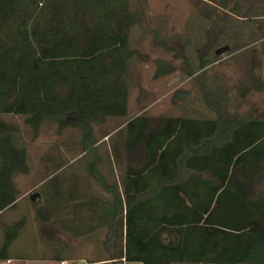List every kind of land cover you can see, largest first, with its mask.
Masks as SVG:
<instances>
[{
	"label": "trees",
	"instance_id": "16d2710c",
	"mask_svg": "<svg viewBox=\"0 0 264 264\" xmlns=\"http://www.w3.org/2000/svg\"><path fill=\"white\" fill-rule=\"evenodd\" d=\"M237 11L231 13L239 16ZM143 21L144 12L130 0H0V214L16 205L15 179L30 171L22 128L10 120L23 119L34 142L52 123L58 135L68 128L80 132L82 155L91 159L88 173L108 195H68L69 204L86 198L70 213L88 212L83 218L95 226L90 233L105 230V261L264 264V116L243 121L229 111L228 95L210 91L219 103L204 98L214 119L153 120L142 113L118 130L108 154H97L95 126L128 116V71L136 55L131 31ZM225 33L212 32L210 42ZM232 41L234 53L238 40ZM216 62L200 57L188 74L198 77ZM174 72L158 63L155 78ZM123 151L128 159L142 151L144 162L126 165L117 176ZM109 162L112 182L102 170ZM75 216L71 224L79 228H64L61 219L73 237L84 223ZM25 223L23 218L5 229L0 260ZM66 250L56 251L55 259L75 261ZM97 263L91 258L83 264Z\"/></svg>",
	"mask_w": 264,
	"mask_h": 264
},
{
	"label": "rangeland",
	"instance_id": "374dc122",
	"mask_svg": "<svg viewBox=\"0 0 264 264\" xmlns=\"http://www.w3.org/2000/svg\"><path fill=\"white\" fill-rule=\"evenodd\" d=\"M130 1L144 12V21L131 31V47L136 51V55L128 71L129 113L126 118L108 119L95 126V136L100 140L96 147L98 156L108 154L113 141L120 136L118 130L128 120L142 113H146L153 120L163 116L214 119V113L206 106L204 98L207 96L216 106L219 103L217 94L209 95L210 91L230 96L231 103L234 104L246 80L252 76L256 55L260 57L259 62L264 70V53L262 54L261 50L259 53L255 52V47L242 50L243 47L253 44L252 36L225 35L224 38L220 36V42L214 40L216 37L210 42V34L215 32L211 30L212 24H219V27L228 25L235 30L251 27V5L235 7L239 14L237 17L242 19L237 20L211 5L218 0ZM232 10L228 11L231 13ZM157 34L160 36V42L156 39ZM232 39L238 40V48L234 53H231L229 47L233 44ZM162 41H165L164 45L159 44ZM203 56L215 58L217 62L205 73L191 78L188 68L197 66L199 58ZM158 63L172 67L175 72L166 77L155 78ZM10 121L18 123L22 128L29 153L30 171L28 175L15 179L21 198L16 206L2 217L0 224L8 221V224L13 226L24 218L25 227L19 233L21 239L33 238L38 247L40 241L44 240L57 251L67 246L70 250H66L65 255H74L76 262L97 259L100 253L103 254L102 242L106 232L104 229L92 233L88 231L93 226L88 219H84L89 215L88 212L76 210V213H70L71 217H84V223L81 225L83 232L77 233V237L65 234L61 227V205H68V195L108 198L88 173L91 159L89 155H82L80 132L68 128L58 135L54 124L45 123L41 136L34 142L23 119L14 118ZM108 134L114 135L113 139L105 138ZM121 154V162L116 164L117 176L122 174L126 165L140 167L144 162L142 151L129 159L124 151ZM102 170L105 175H110L112 182L114 174L110 162L103 166ZM254 185L258 192V182L254 181ZM33 195H38L34 203L31 201ZM57 201L59 205L56 203L43 213L44 207ZM84 201L86 198H83V201L75 199L69 206L71 208ZM5 235L6 233L3 241L6 239Z\"/></svg>",
	"mask_w": 264,
	"mask_h": 264
},
{
	"label": "crops",
	"instance_id": "0c3cea01",
	"mask_svg": "<svg viewBox=\"0 0 264 264\" xmlns=\"http://www.w3.org/2000/svg\"><path fill=\"white\" fill-rule=\"evenodd\" d=\"M220 3H225L228 7L227 9H220L217 5ZM217 4V5H216ZM213 7H216L220 11L224 12L226 15L233 17L237 20V16L232 15L228 10H232L233 7H239L244 5H251L253 9V17L250 19L252 22L251 27L245 29H228L219 26H211V30L215 31H226L225 35H236V36H252L253 44L243 47L242 50L249 47H255V52L261 50L262 54L264 53V4L263 0H218L216 3L211 4ZM223 28V29H222ZM228 29V30H227ZM244 30V32H243ZM260 57L256 55L255 64L252 70V76L249 80H246L244 88L240 91L239 97L236 103H231V98L229 97V111L231 113L236 112L237 116L243 121H252L262 119L264 116V70L259 62ZM29 174V173H28ZM27 174V175H28ZM26 176V175H23ZM21 198V194H20ZM70 199H68V205H63L62 207V223L64 228H77L78 225L71 224L73 222V217L70 216ZM18 203V202H17ZM16 203V204H17ZM16 206V205H15ZM14 206V207H15ZM7 209L0 214V220L6 215L11 209ZM80 220V217L78 221ZM11 222V221H10ZM10 226L7 222L0 224V250L3 248L4 242V233L5 229ZM72 226V227H71ZM101 226V225H100ZM93 227H95L93 225ZM101 231V230H100ZM72 236L71 232H64ZM73 237V236H72ZM45 245L46 247H42ZM36 240L33 238H24L21 239L20 236L15 239L12 245L9 248L7 256L4 260H0V264H62L63 260L61 257L55 259V252L57 249L54 246H48L47 242L42 240L40 241L39 247L37 248ZM65 249L70 250L67 246ZM101 257V255H100ZM99 257V258H100ZM67 258H72L69 255ZM106 257H101L96 259L99 263L97 264H110V261H105ZM85 261H69L66 260V264H83Z\"/></svg>",
	"mask_w": 264,
	"mask_h": 264
},
{
	"label": "water",
	"instance_id": "95a60500",
	"mask_svg": "<svg viewBox=\"0 0 264 264\" xmlns=\"http://www.w3.org/2000/svg\"><path fill=\"white\" fill-rule=\"evenodd\" d=\"M37 197H38V195H33V196L31 197V200H32L33 202H35L36 199H37Z\"/></svg>",
	"mask_w": 264,
	"mask_h": 264
},
{
	"label": "built area",
	"instance_id": "2783aa9c",
	"mask_svg": "<svg viewBox=\"0 0 264 264\" xmlns=\"http://www.w3.org/2000/svg\"><path fill=\"white\" fill-rule=\"evenodd\" d=\"M62 264H66L65 262H62Z\"/></svg>",
	"mask_w": 264,
	"mask_h": 264
}]
</instances>
